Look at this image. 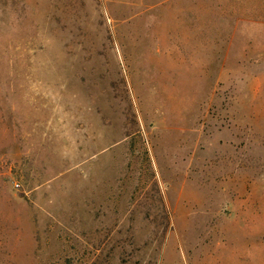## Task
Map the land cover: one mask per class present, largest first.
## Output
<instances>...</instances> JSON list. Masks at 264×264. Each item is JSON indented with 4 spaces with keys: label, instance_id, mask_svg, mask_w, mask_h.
I'll list each match as a JSON object with an SVG mask.
<instances>
[{
    "label": "rangeland",
    "instance_id": "1",
    "mask_svg": "<svg viewBox=\"0 0 264 264\" xmlns=\"http://www.w3.org/2000/svg\"><path fill=\"white\" fill-rule=\"evenodd\" d=\"M0 264H264V0H0Z\"/></svg>",
    "mask_w": 264,
    "mask_h": 264
}]
</instances>
